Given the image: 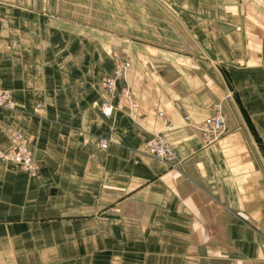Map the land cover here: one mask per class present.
Returning a JSON list of instances; mask_svg holds the SVG:
<instances>
[{
    "label": "crops",
    "instance_id": "crops-1",
    "mask_svg": "<svg viewBox=\"0 0 264 264\" xmlns=\"http://www.w3.org/2000/svg\"><path fill=\"white\" fill-rule=\"evenodd\" d=\"M0 86V264H264V0H0Z\"/></svg>",
    "mask_w": 264,
    "mask_h": 264
},
{
    "label": "built area",
    "instance_id": "built-area-1",
    "mask_svg": "<svg viewBox=\"0 0 264 264\" xmlns=\"http://www.w3.org/2000/svg\"><path fill=\"white\" fill-rule=\"evenodd\" d=\"M131 69L129 62H122L116 68L115 74L110 78L105 86L109 92H114L117 89V84L119 82H125L127 74ZM123 95L128 99L129 92L128 90L122 91ZM0 108L12 109L13 103L11 100V95L9 92L3 90L0 86ZM113 107L110 105H104L102 108V114L106 119H109L112 116ZM159 117L163 118V114H160ZM200 132L202 134L203 147L208 148L220 139L225 137L228 133L227 120L225 115L217 113L210 117L201 127ZM17 145L14 149L9 151L0 150V161L13 163L18 165L24 171L36 175L37 166L34 163L33 156L31 151L27 146V141L24 139L17 138ZM102 149H107V142L105 140L101 141L100 144ZM147 153L155 159L164 162H172L175 160L173 152L168 147L167 143L161 139L156 138L153 141L147 143L146 145ZM179 163H173V167H178Z\"/></svg>",
    "mask_w": 264,
    "mask_h": 264
}]
</instances>
